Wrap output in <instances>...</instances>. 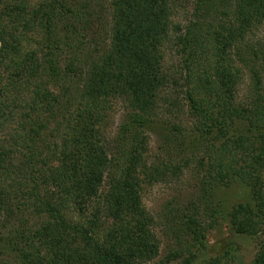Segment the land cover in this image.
<instances>
[{
	"label": "trees",
	"instance_id": "trees-1",
	"mask_svg": "<svg viewBox=\"0 0 264 264\" xmlns=\"http://www.w3.org/2000/svg\"><path fill=\"white\" fill-rule=\"evenodd\" d=\"M223 7L227 10L219 13ZM196 10L214 24L210 42L219 56L218 94L236 86L235 62L253 68L254 86L262 93L263 79L254 71L258 55L252 45L248 55L240 49L264 25V0H196ZM172 16L170 0H51L24 22V31L42 34L28 55L6 51L11 66L0 74V99L17 102L31 94L21 116L28 125L27 174L22 175L21 163L12 168V153H0V225L24 216L29 204L36 205L41 221L30 232L21 229L23 222L13 236L0 233V245L10 247L23 264H149L154 258L144 245L150 239L138 233L144 216L139 171L146 165L133 147L120 168L103 129L114 101L133 112L124 144L138 140L139 129L153 122L161 101L165 113L176 112L165 91L177 83L162 65ZM92 48L101 49L96 58ZM232 50L239 58L235 62L226 59ZM187 96L195 126L201 123L205 130L202 121L208 123V116L191 92ZM258 97L251 107L236 108L264 121V97ZM137 144L143 150V142ZM20 177L30 181V189ZM126 216L132 218L129 223ZM254 264H264V246Z\"/></svg>",
	"mask_w": 264,
	"mask_h": 264
},
{
	"label": "rangeland",
	"instance_id": "rangeland-1",
	"mask_svg": "<svg viewBox=\"0 0 264 264\" xmlns=\"http://www.w3.org/2000/svg\"><path fill=\"white\" fill-rule=\"evenodd\" d=\"M50 1L0 0V59L4 58L0 74L7 73L3 69L11 66L5 61L8 51L24 58L40 41V31L27 32L23 26ZM170 4L172 27L162 48V65L177 83L165 91L176 112L165 113L161 101L153 122L139 129L138 140L132 145L126 140L124 144L123 137L127 136L123 132L133 112L124 102L114 101L112 110L106 112L103 129L106 147L120 168L133 147L146 165L139 171L144 216L138 233L150 239L143 241L155 255L149 264H254L264 246V212H260L264 210V121L253 120L236 107L249 108L251 102L260 99L259 94L264 97V25L240 49L248 55L247 48L252 45L258 55L254 71L263 79L262 93L258 94L254 86V74L249 72L253 68L237 64L239 58L232 50L228 51L231 58L226 59L238 65L237 84L231 90L222 88L220 96L215 86L221 79L216 69L219 56L210 42L213 22L197 12L196 0H170ZM226 10L220 8L219 13ZM229 12L233 14L232 8ZM102 24H106L105 19ZM190 31L188 41L182 43L180 39ZM93 49L90 51L96 58L101 49ZM188 92L208 116V123L202 121L205 130L200 129L201 123L195 126L186 103ZM23 96L17 102L0 99V153H12V168L21 163L20 169L25 170L22 175H26L28 125L21 116L29 108L31 94ZM208 124L212 129L206 127ZM139 141L143 142L140 151ZM21 177L19 182L30 189V181ZM106 187L103 184V192ZM35 208V204H29L24 216L1 224L0 233L13 236L23 222L21 229L25 232L36 229L41 221ZM124 220L129 223L132 218L126 216ZM0 264L23 262L10 247L0 245Z\"/></svg>",
	"mask_w": 264,
	"mask_h": 264
}]
</instances>
